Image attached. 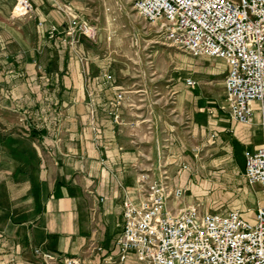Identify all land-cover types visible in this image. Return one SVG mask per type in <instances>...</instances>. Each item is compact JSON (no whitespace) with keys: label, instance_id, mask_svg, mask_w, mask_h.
<instances>
[{"label":"crops","instance_id":"0c3cea01","mask_svg":"<svg viewBox=\"0 0 264 264\" xmlns=\"http://www.w3.org/2000/svg\"><path fill=\"white\" fill-rule=\"evenodd\" d=\"M30 2L22 18L0 14V264H57L67 256L141 264L131 251L121 258L116 239L122 201L137 203L139 165L152 164L153 153L138 140L98 47L69 29L77 1ZM227 69L208 70L224 72L220 86L188 77L195 83L185 80L172 95L181 110L167 118L161 143L168 182L183 190L167 201L172 211L207 189L223 190L230 174L243 176V152L262 143L258 110L249 123L230 114Z\"/></svg>","mask_w":264,"mask_h":264},{"label":"built area","instance_id":"2783aa9c","mask_svg":"<svg viewBox=\"0 0 264 264\" xmlns=\"http://www.w3.org/2000/svg\"><path fill=\"white\" fill-rule=\"evenodd\" d=\"M132 7L174 47L224 60L225 100L235 120L249 123L257 103L262 143L243 152V176L259 187L262 202L254 223L237 211L201 212L198 204L172 211L167 201L183 190L172 188L166 174L154 180L141 174L137 203L122 201L124 226L116 239L121 258L131 251L141 264H264V0H132ZM30 9V0H14L15 16ZM69 29L89 40L98 31L77 15L70 17ZM57 264L81 261L67 256Z\"/></svg>","mask_w":264,"mask_h":264},{"label":"rangeland","instance_id":"374dc122","mask_svg":"<svg viewBox=\"0 0 264 264\" xmlns=\"http://www.w3.org/2000/svg\"><path fill=\"white\" fill-rule=\"evenodd\" d=\"M76 1L78 16L94 24L98 30L94 40L79 34L98 47L113 80L126 96L138 140L143 146L146 144L148 154L152 152L155 157L152 164L142 160L140 175L148 174L152 180L163 174L169 176L164 144L161 143L165 138L167 118L181 110L173 103L172 95L188 77L211 79L212 84L220 86L224 72L216 73V76L208 70H225L224 60L193 56L174 47L154 24L133 9L132 0ZM13 5L14 0H0V14L9 20L24 17L14 15ZM252 108L257 111V103ZM224 186L223 190L216 192L207 189L192 204L220 212L237 211L248 222L254 223L256 208L262 202L259 187L248 185L241 173L230 174Z\"/></svg>","mask_w":264,"mask_h":264}]
</instances>
